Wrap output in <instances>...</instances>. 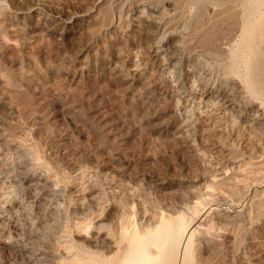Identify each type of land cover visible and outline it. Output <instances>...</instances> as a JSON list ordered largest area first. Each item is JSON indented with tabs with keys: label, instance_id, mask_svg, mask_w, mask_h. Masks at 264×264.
Here are the masks:
<instances>
[{
	"label": "rangeland",
	"instance_id": "374dc122",
	"mask_svg": "<svg viewBox=\"0 0 264 264\" xmlns=\"http://www.w3.org/2000/svg\"><path fill=\"white\" fill-rule=\"evenodd\" d=\"M260 1L0 0V264L112 257L180 212L194 264H264Z\"/></svg>",
	"mask_w": 264,
	"mask_h": 264
},
{
	"label": "bare ground",
	"instance_id": "6f19581e",
	"mask_svg": "<svg viewBox=\"0 0 264 264\" xmlns=\"http://www.w3.org/2000/svg\"><path fill=\"white\" fill-rule=\"evenodd\" d=\"M259 3H264V1H260ZM250 15L256 16V11L249 12L248 16ZM261 17V22H264V14H262ZM153 18L155 17H152V19ZM257 22L255 26L259 25ZM251 27L252 28L245 32L251 34L254 30V27ZM202 34L204 35L205 33ZM260 37L263 51L258 55L253 54L255 62L252 65H248V71L244 82L248 86L249 93L259 100L260 104L264 107V30L260 32ZM208 39L210 41L211 37ZM251 39L252 37L250 36V38L244 42V45L249 46ZM230 92L229 95H226L225 99H223L225 103H227L225 108L232 105L235 99L233 97L234 95L230 94ZM177 214L179 215L177 216ZM191 226L192 221L190 222L189 219H186L185 213L161 214L159 221L154 225H149L147 229L134 227V230L132 232L130 231L131 234L126 236L123 243L122 239L124 238H122V236L121 238L118 237V249L114 252L112 257L102 254L99 255V257L91 256L89 261L79 258L71 262L70 259V263L67 262V264H194V231H191ZM117 230L119 231V227ZM124 233L126 235V232ZM120 234H118V236ZM123 237H125L124 234Z\"/></svg>",
	"mask_w": 264,
	"mask_h": 264
}]
</instances>
